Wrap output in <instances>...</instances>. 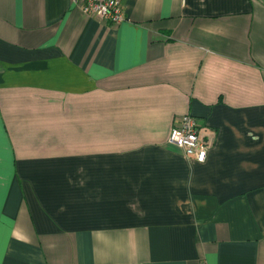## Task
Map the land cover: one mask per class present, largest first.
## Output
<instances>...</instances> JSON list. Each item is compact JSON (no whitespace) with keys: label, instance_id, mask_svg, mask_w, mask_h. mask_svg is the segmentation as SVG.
<instances>
[{"label":"crops","instance_id":"crops-1","mask_svg":"<svg viewBox=\"0 0 264 264\" xmlns=\"http://www.w3.org/2000/svg\"><path fill=\"white\" fill-rule=\"evenodd\" d=\"M122 5L0 0V264H264V0Z\"/></svg>","mask_w":264,"mask_h":264},{"label":"built area","instance_id":"built-area-1","mask_svg":"<svg viewBox=\"0 0 264 264\" xmlns=\"http://www.w3.org/2000/svg\"><path fill=\"white\" fill-rule=\"evenodd\" d=\"M84 12L96 16L114 25L125 19L122 0H75ZM168 141L181 148L189 158L204 162L212 145L211 138H206L197 117L187 113L178 116L171 128ZM200 264H209L202 260Z\"/></svg>","mask_w":264,"mask_h":264}]
</instances>
